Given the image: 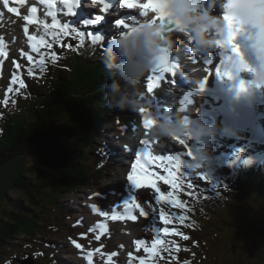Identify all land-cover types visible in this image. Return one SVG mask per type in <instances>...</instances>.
Wrapping results in <instances>:
<instances>
[{
  "label": "clouds",
  "instance_id": "1",
  "mask_svg": "<svg viewBox=\"0 0 264 264\" xmlns=\"http://www.w3.org/2000/svg\"><path fill=\"white\" fill-rule=\"evenodd\" d=\"M207 6L220 8L223 14L210 15L197 0H158L163 19H157L156 12H149L124 34L110 38V51L104 60L111 76L110 82L103 85L110 107L132 111L142 107V81L161 67L176 44L169 31L172 27L166 21L185 35L194 51L208 54L219 50L222 59L217 75L230 97L252 107L264 100V0H208ZM176 71L188 84H201L195 70ZM242 74H247V78ZM154 120L147 132L149 138L198 142L189 165L195 171L214 170L213 141L241 135L232 126L218 121L209 124L184 112L167 113ZM247 160L250 167L264 163V156Z\"/></svg>",
  "mask_w": 264,
  "mask_h": 264
},
{
  "label": "rangeland",
  "instance_id": "2",
  "mask_svg": "<svg viewBox=\"0 0 264 264\" xmlns=\"http://www.w3.org/2000/svg\"><path fill=\"white\" fill-rule=\"evenodd\" d=\"M20 28H21V24H19V29L17 27L13 29L14 36H20L22 34ZM58 44H55V48L60 49V45H63V43H58ZM53 52L55 53L54 48L50 51V55H48L47 57L51 58V53ZM2 58L3 57H0V60ZM41 58L42 57L40 56L39 59L35 62L36 66L40 65ZM8 61H9V66L13 68L12 75L7 74V76H3L4 74L2 71L3 67L0 66V117H2L5 113V103H4L5 99L8 100V103L18 98L20 99V102H22L21 100L23 99L22 92L27 93L28 90H30L31 92V88H38L37 85H39L40 81L39 80L32 81V80L37 75V72L41 73V71L47 65V63L45 64V60H44L42 68L39 69V66L33 67L29 65V67H27V64H24V63L22 65L20 61H18V59L11 58L10 60L8 59ZM17 65H19V67H17ZM29 69H31V73L29 72ZM183 71L187 72V67H184ZM13 75H16L19 77V80L17 81V84L15 85L11 83ZM174 78L175 80L177 79L176 81H174V83L173 81H170V79L165 78L163 82L158 81L155 84L159 85L158 87L175 86L176 84L182 83V82H185L186 84H188L185 81V79L180 74H178L177 71H175ZM20 80H23L25 84L24 88L19 87ZM168 81H170V86H166L169 83ZM9 88H12L13 91L8 92ZM175 90H178V89H175ZM139 99L141 100L142 97H140ZM108 107L111 108L109 105ZM114 112L117 117L118 115H123V114L133 115L134 113V111L132 110H127V109L120 110V109H115V108H114ZM138 112L136 111V113ZM121 125L122 124L119 119H116V118L109 119L105 117L104 122L101 124V127L106 128L110 126L112 128H116L117 126L119 127ZM1 129L2 128L0 126V131ZM111 130H114V129H111ZM171 144L173 146H177L179 149H182L173 140H171ZM225 144L227 143H223L222 145L226 147ZM247 148L250 149L251 146L248 145ZM235 150H236V147H235ZM37 154L39 155L36 156L35 160L39 161L40 158L42 159V157L40 156L41 153L39 152ZM231 155H232L231 152H227L225 155H223L222 158H218L219 160L216 159L215 165L223 163L225 160H228L231 157ZM73 158H76V157H73ZM78 161H82V158L79 157ZM119 170H121L120 166L116 165L114 169H109L108 172L103 177L98 178V181L101 184L100 187H95L92 184L93 182H89L83 188H81L79 192L74 193L68 197H62L60 199V206L62 207L64 206V208L70 210V206H68V201H72L77 195L79 196L85 195L84 193L92 194L94 192L98 193L100 192V189L105 188L107 186H110L109 190H107L108 195L115 197V193H114L115 189L112 186L113 182L115 181L119 182V185L117 187L124 185V180ZM214 171L215 172H212L210 174L209 172L205 173V175H207L209 178L208 183H206L205 181L199 178L200 174H203L202 171L200 172V171L194 170L191 172L188 171L190 173L188 172L186 173L188 176L187 177L188 180L182 183L184 184L183 188L187 191L191 190L193 193H196L199 198L198 200H195L192 196H189L186 193L181 194V197H179L178 195H176V193L173 194L172 191H168V190L165 191L162 189L160 185L156 184V187H158L160 189V192L163 193L165 196H167V194L171 192L172 197H174L177 201L182 202L183 204L182 207H174V206L164 203V201H161V204H159V206L161 207L165 205L161 209H163L169 215L174 213L175 217H178L181 215L185 216V220L183 223H181L178 219L173 217L172 222L168 224L167 227L170 229V231L175 230L180 233L188 235L190 237L188 241L190 242H186V240H183L182 236L180 235L169 234L165 236L163 232L161 231L160 237L162 239H164L165 241H175V244L168 245V247L171 248L172 251L171 253L166 252V251H160L158 256L148 257L146 264H185V262H187V264H194L195 260L201 259L202 257H205V260H207L206 262H213L214 264H229L228 262L231 260V258L233 259V257H235L234 264H264V225L260 226L261 230H259L254 227L251 228L250 219L245 220L246 224L243 222V220H240L238 218H232L230 220H221L218 217H216L215 212H212V209L209 206L208 201H211V205H213V201H215L216 198L220 194L225 195L227 196V198H230V199H233L232 196L239 197L236 191V185L227 184L224 181V179H222L221 177L215 178L214 175L217 173L215 168H214ZM116 172L118 173V176L109 177L112 174H116ZM192 180H194V183L192 184L194 188L193 187L189 188L188 185L190 184V181ZM212 185H216V187L214 188ZM48 187H50V184L45 183L43 185L41 192L43 193V191H46ZM10 192L13 193L14 197H18L16 199H19V198L25 199L23 193L19 189H11ZM127 192L129 193L128 190ZM138 192L139 194L146 193V195H148L150 192H156V191L154 188L151 187L149 189H145L141 191L139 190ZM157 195H159V193H157ZM128 196L129 194L127 195V197ZM136 196L137 194L135 193V197ZM41 198L43 197L40 196L39 199ZM156 198L157 197H155L154 199ZM106 200H109V199L107 198ZM106 200L98 198V199H94L91 201H92V204L94 205H102V204H104L105 206L108 204L110 205V202ZM89 201L88 200L80 201L78 205L80 206L86 205L90 203ZM136 202H137V199L135 200V203ZM130 204H132V201H129L127 205H130ZM244 204L261 206V202L259 201V199H257L255 195L252 194V192L246 194L244 198ZM113 205L118 206L119 203H114ZM49 208L50 209H44V210L38 209L37 210L38 212H41V214L39 215L43 219V223H41L42 225H39V228L43 230L44 233H46L45 231H47L45 235L43 233L44 235L43 238L45 240V244L43 247L47 249L54 248L57 251V254L61 255L60 258L63 259L66 262V264H72L73 260L79 261V258H77V255L79 253L78 254L69 253L68 251L60 249L56 247V245H52L50 243V241H53V242L59 241L57 238L60 235H71L75 232V229H71L68 226L70 224L69 220H74V216L73 215L70 216V213H68L66 214V216L60 218V216L55 214V209H56L55 206L49 207ZM136 210H137L136 208L132 207V213L137 216L139 214V211H136ZM219 211L220 209L217 210V212ZM158 214L153 213V217H151V219L155 220V222L152 221V225L155 224L156 227H159L162 230L163 227H165V225H163L159 221V219H157ZM56 217L59 218L58 221L54 220ZM260 224H264V221ZM99 225H100L99 221L94 220L92 222L93 229L94 228L99 229L98 228ZM150 227L151 228H148L145 230L146 233H145V238H144V241L147 242L149 246L151 245V241L156 238L154 229L152 228V226ZM243 227H244V230L242 229ZM111 228L109 230L114 231V229H111ZM185 230H188L186 231L188 234L185 232ZM96 232H97V236L99 235L100 238L103 237L106 233H108L107 230H105L104 232L100 234H99V230H97ZM82 236H85V234ZM85 237H88V236H85ZM107 237L110 238V236H107ZM97 241L102 242L100 239ZM30 244H31L30 242L26 240H22V238L19 240H13L10 248L7 247L4 250V252L0 254V264H19L18 260L20 259V257H24L25 256L24 254H27L30 251L29 249ZM234 244L236 245L235 247H234ZM83 247L84 246H81L79 248V251L81 253L80 256L85 260V264H87L86 262H88L87 254L89 250H93V251L95 250L94 253L98 254L99 261H97V264H102V263L114 264V262H118L119 264H121L122 260L120 258L130 260L128 251L123 250L119 252V251L113 250V251L121 253V255L117 253L118 260H115L113 257L112 261L109 262L108 261L109 254L106 255L107 256L106 258H101L100 257L101 253L96 251V249H98L96 248V246H92L91 247L92 249H88L86 251L87 253H84L81 251ZM113 247H114V242L108 239V241H106L105 243V248L112 249ZM176 247H179L180 250L175 251ZM128 249H132V247H129ZM141 249H143V251ZM183 249H187L188 254L182 253ZM136 250L137 249L135 248V251ZM140 251H142L143 254L146 253L144 251L143 246L140 247L139 252ZM143 254L141 256H143ZM146 254L148 255L149 253H146ZM71 256L73 258H71ZM239 258L241 259L242 262L239 260ZM213 263H210V264H213Z\"/></svg>",
  "mask_w": 264,
  "mask_h": 264
},
{
  "label": "trees",
  "instance_id": "3",
  "mask_svg": "<svg viewBox=\"0 0 264 264\" xmlns=\"http://www.w3.org/2000/svg\"><path fill=\"white\" fill-rule=\"evenodd\" d=\"M50 75L52 80L49 83H55L57 88L53 91L56 94L54 97L56 99L49 98L45 91L37 90L36 97L31 96L30 100L24 101L22 104H19V101L9 104L7 112L0 119L1 127H3L2 138H0V155L3 157L0 158V164L17 153L30 154L33 158L36 152H40L45 159L39 161L37 165L30 166L29 169V172L38 176V181L41 182L38 185L52 181L56 177L60 178L61 175L71 180L67 187L64 186L61 190L52 181V187L56 193H52L50 200L45 203L39 199L42 194L41 187L28 186L26 183L32 184V181L28 179L17 183L16 186L25 191L23 193L31 208L34 207L33 205L44 208L48 204L55 203L58 195L64 190L68 192L75 190L76 186L84 181L85 174H81L83 168H78L81 164L73 157L78 153L87 156L89 152L86 149L94 148L95 144L100 142L96 136L95 114L97 112L94 108L98 95L93 93L92 89L87 93L83 90L88 85L91 88L92 85L98 86L99 78L95 77L88 67L83 68L82 66L76 67L72 73H69L65 68H56L50 72ZM57 99L63 100L64 104L56 112L54 106ZM6 118L10 121H7ZM4 126L6 127L4 128ZM70 139L75 142L73 146L67 143ZM78 144L81 151H77ZM59 149L62 152L65 150V152L54 153ZM93 154L95 153L92 152L91 155ZM251 167L246 166L245 170L251 173ZM248 177L253 176L248 175ZM38 181L36 180V182ZM245 182L248 183V181ZM243 183L244 181L240 180L239 184L245 186ZM8 204L22 206L13 198L9 199ZM2 214L3 216H1ZM34 217L36 218L35 215ZM35 225L36 223L30 224L20 215H15V211L14 213L8 212L6 205L0 204V254L6 249L5 245H9L13 240L24 235L29 238L33 237Z\"/></svg>",
  "mask_w": 264,
  "mask_h": 264
},
{
  "label": "snow or ice",
  "instance_id": "4",
  "mask_svg": "<svg viewBox=\"0 0 264 264\" xmlns=\"http://www.w3.org/2000/svg\"><path fill=\"white\" fill-rule=\"evenodd\" d=\"M17 2L21 5L25 3V0H17ZM59 2L66 8L67 13L71 14L73 17L77 16L78 12L77 10L80 9L81 7V2L82 0H59ZM85 3L91 2V3H96V4H101V12L107 13V11L112 7V2L111 0H84ZM39 3L42 5L46 6L45 14L46 17H51V23H48L46 19H38L37 13L38 9L37 7L33 6L30 8V14L23 16V20L25 21V26L23 28L24 34L27 36V39L31 42V49L33 52H39L40 47H45L48 49H51L53 47V43H60L63 39V37L70 36L72 34H75V36L83 38L85 35L89 36L91 38V42L93 44L99 43L103 40V36L100 34H94L92 32H88L85 34L82 31H78L76 27L72 26L70 27L69 23H61L60 20L57 18V0H39ZM158 0H147V2H140V0H120L119 7L121 9H126V10H139V16L144 17L147 13L148 10H153L154 12L157 13V18L163 19L162 16L159 14V10L157 7ZM3 5L7 9L9 13L17 14L19 15V11L16 7H10L9 6V0H3ZM64 9H60L59 11H63ZM3 14L0 13V16ZM133 23L138 22V19L136 17H131L130 18ZM103 20V17L100 15H95L94 19H89L85 18L82 20V24L85 26H95L98 23H101ZM170 24L171 27H175L174 24H172L171 21H166ZM33 23H38L42 28H43V35H41L39 38L35 35H29V28L28 25H31ZM114 24L118 27H122L126 30L130 28L129 24L126 23L125 18H121L117 21L114 22ZM125 32L121 33L124 34ZM45 37H51V42L47 40ZM7 45L5 44L4 40L2 37H0V57H5L8 55L7 51L5 50ZM68 47H72L69 45ZM106 51V49H105ZM29 61L32 60V56L27 57ZM51 59L52 62L55 63L58 59V56L56 53H51ZM44 60L41 58L40 60V65L43 66ZM19 67V65H17ZM175 67L173 63L170 62V59L165 57L162 65L159 69L154 70L152 73H150L146 77V91L148 93H152L155 88H157L159 85L155 84L154 81H160L165 78V73L171 74V76L174 78L175 77ZM29 72L31 73V69H29ZM19 77L16 75H13V78L11 80V83L13 85L17 84ZM174 83V79H173ZM19 87L24 88L25 84L23 80H20L19 82ZM203 87V85H201ZM13 89L9 88L8 92H12ZM5 105H7L8 100L5 99L4 101ZM143 109L141 110V113H139L143 117V127L147 129L149 126V121L148 118L143 115ZM180 145H185L183 142L178 141ZM143 145H148L149 141L144 140L141 142ZM191 150L188 149L187 155H190ZM148 156L149 159L154 163L156 160H164V156H156V157H151L149 156L148 149L147 147H144L140 150L139 154L136 157L135 163L132 164L131 166V171L130 174L127 176V180L130 182L129 185V196L128 199H125L123 203L127 205L129 201H132L133 208L139 209V214L140 216L147 217L148 213L142 208L138 203H135L136 197H135V190L150 186L155 189L159 195L157 196L155 203L157 205L161 204V201H164V203L174 206V207H182L183 204L182 202L177 201L174 197H172V193L169 192L167 196H165L163 193L160 192V189L156 187V180H164L165 183L170 184L173 188H178L180 186L179 180L180 177L176 175L175 173H170L168 176H160L157 175L154 171H152L148 165V162L145 161L144 163H141L144 158ZM167 160L169 162L175 161L177 163V167L182 164L181 157L179 155L172 156L169 155L167 156ZM250 163L248 160H244L243 164L247 166ZM186 169H190V166H184ZM155 177V179H153ZM201 180L205 181L206 183L209 182V178L207 175L200 174L199 177ZM214 188L216 185H212ZM189 188L193 187L192 184L188 185ZM226 188V186H225ZM207 198V197H205ZM151 207V204H149ZM94 211H99V209H96L94 207ZM155 209L153 208V212L155 213ZM107 215V213H104ZM178 219L181 223L184 222L185 216L181 215L178 217H175V214L169 215L166 213L163 209L159 211L158 214V219L159 221L165 225L163 229L161 230L159 227H156L155 224L152 225V228L155 231V236L156 238L151 241V245L149 246L144 240H138L136 241V249L139 251L140 247H144V251L146 253H149L151 256H158L160 251H166L171 253L172 249L168 247L169 244H175V241H165L160 237L161 231L165 236L171 234V235H180L182 236L183 240H188L190 237L186 234L180 233L175 230H171L167 227L168 224L172 222V218ZM129 219L131 221H136L137 216L132 213V209H129L126 214H113L111 216V219L113 220H119V219ZM103 227V225H101ZM96 239L99 240L100 236H96ZM72 243L77 247L80 248L81 245L78 244L76 241H72ZM162 246V247H160ZM179 247H176L175 251H179ZM97 252H100V249H96ZM103 255V253H101ZM131 256V253L129 254ZM92 256L93 254L89 252L87 254V259L89 262L92 261ZM117 256V252L113 251L108 255V261L111 262L113 257ZM135 259V257H132ZM129 264H131V261H129ZM139 264H146L145 260L141 258L139 260ZM187 264V262H185Z\"/></svg>",
  "mask_w": 264,
  "mask_h": 264
},
{
  "label": "bare ground",
  "instance_id": "5",
  "mask_svg": "<svg viewBox=\"0 0 264 264\" xmlns=\"http://www.w3.org/2000/svg\"><path fill=\"white\" fill-rule=\"evenodd\" d=\"M207 1V0H205ZM208 4V3H207ZM206 4V8H208ZM90 5V4H89ZM209 9V8H208ZM215 9H210V13H214ZM100 16L103 17V20L101 23H98L95 26H86L87 28L89 27V29L92 30V28L97 27V29L95 30L96 33L95 34H100V35H104V37L108 34V32H111L112 30H114L116 27H113L112 24V20L110 18H112V15H108L106 16L104 13L98 14ZM44 17V15H42ZM92 17H95V15H92ZM64 20H66L67 23H69L70 27L74 26V23H76L77 21H75V19H70L68 17H64ZM110 20V21H109ZM13 25V26H11ZM16 24L14 22L11 21V24L6 23L4 26L0 27V37L3 36L4 37V41L6 42L8 40V43H11L12 41V37L14 36V26ZM117 29V28H116ZM78 30V29H77ZM181 34V33H180ZM181 36L183 37V43L186 44L187 46H190L185 35L181 34ZM106 39V38H105ZM109 39V38H108ZM108 39H106V41H108ZM172 39L175 41L174 37H172ZM51 42V41H50ZM175 47L171 50V56L174 59V62L176 64H180L182 63L181 61L184 60L186 57H188V53L187 50H185V52L182 50V45L181 43H179V45H177V41H175ZM7 43V42H6ZM61 43V42H60ZM55 44L57 43H53V46H55ZM7 45V44H6ZM6 48H10V46H7ZM17 49L22 50V47H17ZM49 51H51V49H49ZM219 51V50H217ZM216 52V51H215ZM215 62L214 60L211 62L213 63ZM208 69H198L196 70V74L198 75V77L201 80V84H203L206 81V76L208 75L207 73H209V65H207ZM182 69V68H180ZM165 77H167V73H165ZM146 79V77L144 78V80ZM142 81V86L141 89L142 91L146 92V96H149V93L146 91V85L143 84ZM154 83H156V81H154ZM192 86V85H191ZM159 93L157 91V89L154 91L153 94H155L156 96L159 97ZM169 95V99L166 100H172L175 99L176 97V93L172 90V88H169L168 90ZM196 98L197 99H203V97L200 96V94L197 92L196 93ZM183 99V96H182ZM165 99L160 98L159 101H163ZM142 104H145L144 101L141 102ZM165 103V102H163ZM184 103L183 101L180 102V104H178L175 109L177 112L180 111L181 106H183ZM262 112H264V108L261 109ZM169 113H171V111H168ZM177 112H172V113H177ZM264 115V113H263ZM123 119H126L125 116H122ZM128 122L126 120H123V125L120 128L121 134L119 135L117 133V128L116 129V135L115 137L118 138V141L114 142L113 141V134L111 135V137L109 138V141L107 142V145L112 146V148L115 149L116 151V155L119 158H127V154H128V150H124L121 142H127L129 144V147L131 149L134 148L133 145V141L139 139L141 141H143V135L145 133V131H148V129H145L143 127V117L139 114L135 117L134 119V124L133 125H129L127 124ZM108 128V127H107ZM109 130L112 128H108ZM264 137V130L260 129V122H258V124L255 126V130H254V134L251 138V142L250 144L248 143V145L252 146L254 145V142L256 140V138H261ZM263 139V138H262ZM179 143V142H177ZM124 146V145H123ZM264 149V145H261ZM172 154L174 153H178L179 151H177L176 149H174L173 147L169 146L167 147ZM174 156V155H173ZM214 156V155H213ZM166 157V156H165ZM216 158V156H214ZM167 160V157H166ZM190 159H188L189 161ZM168 161V160H167ZM128 161H122V160H117V164L118 166L121 167V170H119L120 172H122V174L124 175H129L130 174V169L128 168ZM169 162V161H168ZM176 164V165H175ZM167 166V167H166ZM185 166V165H184ZM165 167L166 170L163 168ZM187 167V166H186ZM157 168H160V172L158 170V175L160 176H165L166 173L169 170H172L173 173H175L176 175L180 176V180H179V184L181 185V183H183V172L186 171H194L191 167L190 169H186L183 167V165H179V167H177V163L175 161H171L168 163V165H166L165 163L163 164H152V171H157ZM112 176H118V173L116 172V174H112L109 177ZM181 182V183H180ZM156 183H164V180H156ZM95 185L97 187H100L101 184L100 182H96ZM119 185L118 181L113 182V187H117ZM110 186H107L105 188H102V192H99L98 195H102L106 198L105 194L107 195V190H109ZM143 189V188H141ZM138 189V190H141ZM116 195L115 198L117 199L118 197H120L121 193L123 192V187L119 186L116 188ZM84 196H77L75 197L72 201H68V206H70V209L72 210V213H75L76 218L73 220V222H70V224L68 225L70 228L76 229V231L71 234V235H60L57 239L59 241H56L57 244H59V246L61 247V249H67L70 250L69 253L72 254H78L77 256H79V261H74L72 262V264H85L84 263V259L80 256L81 253L79 251V248H77L72 241H76L78 244H80L81 246H84L83 249L81 250L84 253H87L86 251L88 249H92V246H96V248H100V252L99 253H103V255H101V258H106L108 254H110L111 252H113V250L116 251H123L125 249H128L129 247H132L133 244L135 243V241H138V238H143L145 237V233H146V229L150 228V226L152 225V221L155 222V220L151 219V217H153V208L156 210L155 213L158 214L159 210L161 209V207L159 205H157L155 203L154 199L155 197H157V193L156 192H150L148 195L145 194H137V201L139 203H141V207L144 208V210L148 213L147 217H143L140 216L139 214L137 215V220L136 221H131V220H120L118 222L112 223L110 222V227L111 229H114V231H108V233H106L103 237L100 238V241H97L96 239V233L94 231H92L91 229V223L90 220L87 218V214L88 217H93V219L95 220L96 218L100 219L101 216L99 213H97L96 211H94V207H92L91 205H87L85 206H77V202L82 201V200H94V199H98V195L96 197V195L94 194H90V193H84ZM107 198L109 199V201L113 200L114 198L112 196H107ZM92 202V201H90ZM149 204H151V207L149 206ZM101 209V208H100ZM122 207H119L118 210H116V212H119L120 210H122ZM100 212V211H99ZM101 214L103 215V213L101 212ZM151 219V220H150ZM158 219V216H157ZM124 221V222H122ZM122 222V223H121ZM114 226V227H113ZM107 227V229H109ZM94 232V233H93ZM83 234H87L88 237L82 236ZM93 235V236H91ZM107 236H110V238H108ZM108 239H110V241L114 242V247L112 249L110 248H105V243L106 241H108ZM110 243V242H109ZM117 252L119 255H121V253ZM89 253V252H88ZM99 257V256H98ZM115 260H118V256L114 257ZM122 260L121 264H129V259H124V258H120ZM99 261V260H97ZM102 264H106V263H102ZM114 264H119L118 262H114ZM132 264V262H131Z\"/></svg>",
  "mask_w": 264,
  "mask_h": 264
},
{
  "label": "water",
  "instance_id": "6",
  "mask_svg": "<svg viewBox=\"0 0 264 264\" xmlns=\"http://www.w3.org/2000/svg\"><path fill=\"white\" fill-rule=\"evenodd\" d=\"M26 168L24 156H20L18 159L5 163L0 167V202L4 201L15 181L21 176V172ZM21 264H33V261L24 259L21 260Z\"/></svg>",
  "mask_w": 264,
  "mask_h": 264
}]
</instances>
